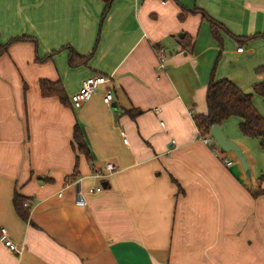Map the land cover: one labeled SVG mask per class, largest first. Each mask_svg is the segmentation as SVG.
<instances>
[{
    "label": "crops",
    "instance_id": "crops-1",
    "mask_svg": "<svg viewBox=\"0 0 264 264\" xmlns=\"http://www.w3.org/2000/svg\"><path fill=\"white\" fill-rule=\"evenodd\" d=\"M106 2L0 0V48L34 39L0 55V229L23 248L0 241V264H264V195L252 194L264 191L260 140L224 121L246 154L226 166L193 117L207 113L212 77L246 93L264 82V37L234 38L264 34V0H114L103 17ZM204 15L230 33L219 31L222 46ZM100 74L111 106L103 86L75 109L71 96ZM43 80L66 102L44 96ZM253 104L264 117L262 97ZM106 163L117 171L97 177Z\"/></svg>",
    "mask_w": 264,
    "mask_h": 264
},
{
    "label": "trees",
    "instance_id": "trees-1",
    "mask_svg": "<svg viewBox=\"0 0 264 264\" xmlns=\"http://www.w3.org/2000/svg\"><path fill=\"white\" fill-rule=\"evenodd\" d=\"M113 1L114 0H107L103 17H105L109 12ZM203 17H205L210 22L212 33L222 46V40L219 35V31H226V29L223 25L213 19L208 18L206 15ZM226 32L230 34L228 31ZM263 37L264 34L246 38H234L238 41H252L256 38ZM19 41H34V39L26 36L11 39L8 43L1 46L0 55L5 53L9 46H11L13 43ZM85 61L86 59L78 61L77 57L72 56L70 64L76 66L78 64L85 63ZM256 72L258 74L264 75V66L257 68ZM40 86L44 96H56L62 102H66L65 92L58 82L43 80L41 81ZM254 94L262 97L264 101V82L254 86V93H246L227 79L216 81L212 77L206 93L207 113L193 115L198 131L201 132V135H206L213 126H222L224 121L230 118H238L240 119L239 129L241 134L248 138L259 139L260 146L262 149H264V117L258 112L253 104ZM74 144L78 151L84 153L88 157L90 156L84 134L78 125L75 126L74 130ZM76 173H74V175H76ZM252 194L253 196L264 195V191L258 190ZM25 202H27V200L24 197L19 194H15V210L23 220L27 221L29 219L30 209L24 207Z\"/></svg>",
    "mask_w": 264,
    "mask_h": 264
},
{
    "label": "built area",
    "instance_id": "built-area-1",
    "mask_svg": "<svg viewBox=\"0 0 264 264\" xmlns=\"http://www.w3.org/2000/svg\"><path fill=\"white\" fill-rule=\"evenodd\" d=\"M239 52L243 51V48L238 49ZM162 56V55H160ZM105 87V96L104 103L108 106H111L114 101V86L112 79L106 75L100 74L95 76H90L86 78L80 87V89L71 96V103L75 109L82 108L92 97L93 95L101 88ZM193 115V112L190 113ZM199 132V131H198ZM201 141L206 145L210 146L214 151H216L217 155L220 157L222 162L226 166H232L234 161L226 156H224L223 152L220 151V148L216 144V142L211 138L210 131L206 135H201ZM122 136L124 137V143H128V139L126 138L125 133L122 132ZM175 144V141H172ZM117 171L116 166L113 163H106L105 166L98 170L96 173L97 177L104 178L107 177L114 172ZM102 186H99L95 189H92V192H100L102 191ZM79 203L85 205V201L82 195H80ZM24 207L29 208L30 205L25 202ZM0 241L7 247L12 253L20 255L23 251V248L19 247L10 237V234L6 228L0 229Z\"/></svg>",
    "mask_w": 264,
    "mask_h": 264
},
{
    "label": "water",
    "instance_id": "water-1",
    "mask_svg": "<svg viewBox=\"0 0 264 264\" xmlns=\"http://www.w3.org/2000/svg\"><path fill=\"white\" fill-rule=\"evenodd\" d=\"M181 36L183 37L184 35ZM112 108L116 110L117 106L113 104ZM210 136L216 142L221 152L233 153L239 160L245 161L246 154L243 151L242 147L226 136L222 126H213L210 130Z\"/></svg>",
    "mask_w": 264,
    "mask_h": 264
},
{
    "label": "rangeland",
    "instance_id": "rangeland-1",
    "mask_svg": "<svg viewBox=\"0 0 264 264\" xmlns=\"http://www.w3.org/2000/svg\"><path fill=\"white\" fill-rule=\"evenodd\" d=\"M224 155H226V154H228V155H232L233 156V158H232V160L235 162L236 160H239L237 157H236V155H234L233 153H223Z\"/></svg>",
    "mask_w": 264,
    "mask_h": 264
}]
</instances>
